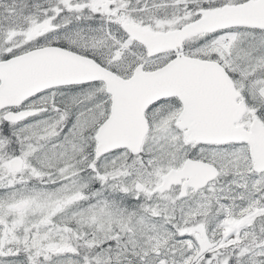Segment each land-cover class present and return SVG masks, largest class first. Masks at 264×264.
I'll list each match as a JSON object with an SVG mask.
<instances>
[{"label": "snow or ice", "instance_id": "6c2138e0", "mask_svg": "<svg viewBox=\"0 0 264 264\" xmlns=\"http://www.w3.org/2000/svg\"><path fill=\"white\" fill-rule=\"evenodd\" d=\"M0 264H264V0H0Z\"/></svg>", "mask_w": 264, "mask_h": 264}]
</instances>
